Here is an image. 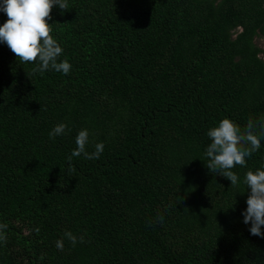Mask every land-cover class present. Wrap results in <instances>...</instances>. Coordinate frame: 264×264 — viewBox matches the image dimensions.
I'll list each match as a JSON object with an SVG mask.
<instances>
[{
	"label": "trees",
	"instance_id": "1",
	"mask_svg": "<svg viewBox=\"0 0 264 264\" xmlns=\"http://www.w3.org/2000/svg\"><path fill=\"white\" fill-rule=\"evenodd\" d=\"M50 15L67 74L0 42V264H264L246 186L204 155L220 119L243 133L264 117V0H67ZM81 129L98 158L71 155ZM257 167L264 138L231 170Z\"/></svg>",
	"mask_w": 264,
	"mask_h": 264
},
{
	"label": "clouds",
	"instance_id": "2",
	"mask_svg": "<svg viewBox=\"0 0 264 264\" xmlns=\"http://www.w3.org/2000/svg\"><path fill=\"white\" fill-rule=\"evenodd\" d=\"M67 0H0V12L6 14L7 19L0 23V42L6 43L8 48L21 61L38 63L33 71H43L51 68L67 74L72 67L67 59H57L63 52L60 43L50 35L53 23L51 9L55 6L66 9ZM259 127L261 135L255 134L253 129ZM67 125L64 122L55 124L48 132L49 138H54L65 132ZM242 133L237 124L230 118H222L218 123L207 130L210 142L206 145L204 155L208 158L206 165L218 174L226 177L230 185L243 183L248 195L245 199L246 207L240 210L242 222L248 225L251 235L264 236V167L249 169L244 173L242 180L231 169L234 165H245L246 158L261 146L264 138V117L258 121L249 120ZM76 147L71 155L83 154L86 158H98L103 151V143L97 142L94 151H86L89 142L88 131L79 130L74 138ZM0 227H3L0 225ZM73 245L77 237L70 231H65ZM79 239L82 241L83 236ZM60 242L57 247H61Z\"/></svg>",
	"mask_w": 264,
	"mask_h": 264
},
{
	"label": "rangeland",
	"instance_id": "3",
	"mask_svg": "<svg viewBox=\"0 0 264 264\" xmlns=\"http://www.w3.org/2000/svg\"><path fill=\"white\" fill-rule=\"evenodd\" d=\"M257 43H258L259 45H261L262 47H264V36H262V37H258V38H257Z\"/></svg>",
	"mask_w": 264,
	"mask_h": 264
}]
</instances>
